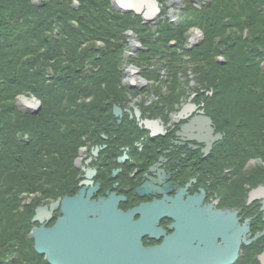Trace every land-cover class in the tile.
<instances>
[{
    "label": "trees",
    "instance_id": "obj_1",
    "mask_svg": "<svg viewBox=\"0 0 264 264\" xmlns=\"http://www.w3.org/2000/svg\"><path fill=\"white\" fill-rule=\"evenodd\" d=\"M186 1L182 20L154 28L112 0H0V264H48L30 238L35 211L74 178L94 114L122 104L126 63L155 82L166 70L170 111L192 77L237 159H264V0ZM191 29L203 33L194 47ZM129 32L142 48L127 58ZM19 96L39 100V115L21 113Z\"/></svg>",
    "mask_w": 264,
    "mask_h": 264
},
{
    "label": "flooded vegetation",
    "instance_id": "obj_2",
    "mask_svg": "<svg viewBox=\"0 0 264 264\" xmlns=\"http://www.w3.org/2000/svg\"><path fill=\"white\" fill-rule=\"evenodd\" d=\"M120 94L128 99L94 114L95 129L74 160V178L64 179L61 197L44 204L59 201L46 227L64 217L66 198L83 191V199L106 205L114 196L112 205L124 213L144 205L167 208V216L148 218L140 242L154 249L172 240L171 264H264V159L237 164V137H225L228 130L221 133L214 123L210 135L200 120L208 112L191 107L201 103L199 96L182 97L170 111L153 105L165 102L159 91ZM150 121L158 123L156 137L147 129Z\"/></svg>",
    "mask_w": 264,
    "mask_h": 264
},
{
    "label": "water",
    "instance_id": "obj_3",
    "mask_svg": "<svg viewBox=\"0 0 264 264\" xmlns=\"http://www.w3.org/2000/svg\"><path fill=\"white\" fill-rule=\"evenodd\" d=\"M112 6L121 14L140 16L146 25L156 24L161 15L159 0H112ZM134 74L139 72L135 70ZM131 89H140L133 82ZM22 112L38 115L42 109L39 101H22ZM193 110L196 106L191 105ZM189 106L186 107V109ZM115 116L121 115L119 108L114 109ZM209 125L210 135H214L210 118H200ZM198 118L193 119L196 124ZM147 129L156 137L157 122H147ZM197 129L194 128V131ZM221 135H217L220 138ZM111 196L104 205L83 199V191L74 199L66 198L62 205L64 217L52 228L46 227L59 201L50 207H39L35 211L33 223L40 224L32 230L34 250L45 258L48 264H171L172 240H168L160 248L144 249L141 238L149 229L148 218L161 212L167 216L163 205H144L138 209L124 213L112 205ZM103 204V205H99ZM140 215V221L135 222V216ZM151 232H153L151 230ZM162 234L164 232L158 230Z\"/></svg>",
    "mask_w": 264,
    "mask_h": 264
},
{
    "label": "rangeland",
    "instance_id": "obj_4",
    "mask_svg": "<svg viewBox=\"0 0 264 264\" xmlns=\"http://www.w3.org/2000/svg\"><path fill=\"white\" fill-rule=\"evenodd\" d=\"M34 4H42L43 0H32ZM165 1V5L167 7V13H166V17L167 18H170V20L173 22V23H177L178 21L182 20L183 19V9L185 8L186 5H188L189 1H186V0H164ZM193 1V0H191ZM77 5V4H76ZM195 7L196 4H195ZM199 8V7H197ZM128 35H130V37H128V40L129 42L127 41V53L130 55H136L137 52L139 51L138 49L136 50V48H132L131 45L133 44H137L138 42L135 40L136 36L133 34H131V32L128 33ZM201 33L197 30V29H191L189 32H188V46H192L194 44H197L200 42V39L202 38L201 37ZM98 47H100L102 44L101 43H98L97 44ZM126 57H130L128 55H126ZM221 60V59H220ZM132 68V67H136L134 66L133 64L131 65H127L126 68ZM152 69H156V67H153ZM128 70V69H126ZM125 70V71H126ZM131 70V69H130ZM163 72V70H162ZM161 72V73H162ZM127 77V75L125 74L124 78ZM123 78V81H125V79ZM191 93H193V91H191ZM29 101L31 100V98L27 97V96H19L17 98V101H16V104H18V107L20 109H22V101ZM108 117L104 116V119H107ZM95 124V123H94ZM93 124V125H94Z\"/></svg>",
    "mask_w": 264,
    "mask_h": 264
}]
</instances>
